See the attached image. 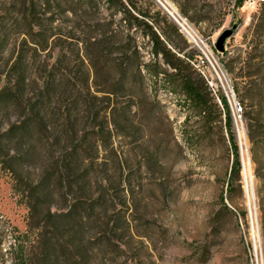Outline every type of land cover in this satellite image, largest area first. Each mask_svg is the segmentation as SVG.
<instances>
[{
  "label": "rangeland",
  "instance_id": "374dc122",
  "mask_svg": "<svg viewBox=\"0 0 264 264\" xmlns=\"http://www.w3.org/2000/svg\"><path fill=\"white\" fill-rule=\"evenodd\" d=\"M159 1L206 46L199 44L203 54L159 5L199 52L194 68L221 113L216 95L225 96L236 138L237 130L244 137L241 149L237 139L241 171L231 195L226 192L232 157L224 114L212 108L202 114L162 82L146 78L144 91L131 100V119L116 115L106 148L96 146L87 129L85 97L77 89L82 78L74 49L67 58L77 86L63 79L46 100L49 131L7 143L0 153V264H250L255 242L264 263V0ZM9 8L0 0L1 80L22 39L7 16ZM55 18L59 24L74 21L68 15ZM234 24L223 53L217 52L216 39ZM137 44L142 61L150 62L147 39L138 38ZM30 55L28 93L44 76L39 64L44 55L35 63ZM56 55L52 50L48 64ZM110 67L112 75L116 68ZM106 78L103 71L97 88ZM91 82L92 75L93 92ZM128 94L117 90L109 96L110 106L100 101L95 106L119 109ZM234 102L242 108L239 114ZM19 114L14 106L0 112V134ZM70 135L81 143L75 153L69 151ZM247 177L252 178L249 188ZM47 213L54 215L49 223Z\"/></svg>",
  "mask_w": 264,
  "mask_h": 264
},
{
  "label": "trees",
  "instance_id": "16d2710c",
  "mask_svg": "<svg viewBox=\"0 0 264 264\" xmlns=\"http://www.w3.org/2000/svg\"><path fill=\"white\" fill-rule=\"evenodd\" d=\"M145 1L7 0L10 5L7 16L16 25L17 34L22 39L3 80L0 78V112L14 106L20 113V119L0 134V153L6 152L7 143L18 139L15 142L19 144L22 138L32 135L34 131H49L46 100L52 99L54 89L60 86L63 79L77 86L74 67H70L71 61L67 58L76 49L77 67L81 70L82 78L77 89L80 86L85 97L90 122L87 129L94 136L96 146L98 144V147L106 148L105 144L111 139L109 126L115 127L116 115L125 121L131 119L133 98L139 97L144 91L146 78L156 83L162 82L169 93L183 97L185 102L202 114L209 115L207 111L210 108L219 116L224 114V127L232 157L226 192L231 195L234 184L240 180L241 162L226 98L222 93L216 95L222 107L221 113L217 110V104H214L207 83L193 66V61L200 56L199 52L190 48L180 29L154 0ZM181 13L185 15V12ZM57 15L72 17L73 24L56 23ZM138 38L147 39L150 44L152 60L148 63L142 61ZM52 50H56L57 55L54 62L48 64ZM28 51L34 63L44 55L42 63L39 61L43 66L42 83H35L30 93L25 88ZM110 64L116 68L112 75ZM89 71L92 72L91 84L96 87L93 92L89 86ZM103 71H107V78L97 88V79L102 77ZM57 76L61 77L60 80H57ZM113 89H127L129 101L123 107L112 108L109 112L97 109L96 101L110 106L109 96L117 91ZM155 105L160 107L157 102ZM73 137L70 135L68 139ZM248 137L254 141L250 131ZM71 142L74 140L71 139ZM80 144L74 142L69 151L77 152ZM1 157L0 165L3 166ZM221 203L227 209L223 198ZM53 218L54 215L47 213V221H44L49 223ZM20 264L30 263L23 260Z\"/></svg>",
  "mask_w": 264,
  "mask_h": 264
},
{
  "label": "built area",
  "instance_id": "2783aa9c",
  "mask_svg": "<svg viewBox=\"0 0 264 264\" xmlns=\"http://www.w3.org/2000/svg\"><path fill=\"white\" fill-rule=\"evenodd\" d=\"M181 20V23H178V26L183 30V32L192 40V42L198 47V49H200V51L203 53L202 48L199 46V44L202 45V47H204L206 49V46L202 43L201 40H199V44L197 43L196 39H194V37L187 31V29L184 27L185 21L182 20L181 18H179ZM204 54V53H203ZM231 92V91H230ZM237 103L234 102V107L236 109V113L239 114L240 113V108H237ZM250 264H264L263 263V259H262V255L261 252L255 248H253V254L250 258Z\"/></svg>",
  "mask_w": 264,
  "mask_h": 264
},
{
  "label": "water",
  "instance_id": "95a60500",
  "mask_svg": "<svg viewBox=\"0 0 264 264\" xmlns=\"http://www.w3.org/2000/svg\"><path fill=\"white\" fill-rule=\"evenodd\" d=\"M159 5L164 8V10L173 18V20L178 24V20L171 14V12H169V10L160 3L159 0H156ZM237 29V25L234 24L231 28L223 31L219 36L218 38L216 39V42H215V50L219 53H223L224 51V44L226 42L227 39H229L236 31ZM237 139H238V143H239V147L241 149V143H240V140H239V137H238V130H237Z\"/></svg>",
  "mask_w": 264,
  "mask_h": 264
},
{
  "label": "bare ground",
  "instance_id": "6f19581e",
  "mask_svg": "<svg viewBox=\"0 0 264 264\" xmlns=\"http://www.w3.org/2000/svg\"><path fill=\"white\" fill-rule=\"evenodd\" d=\"M238 137H239V140H240V142L242 143V140H243V135H242V133L241 132H238ZM246 167L247 166H245L244 167V169H245V171H244V174L247 176L248 174H247V169H246ZM251 182H252V178H251V180H249V178L247 177V188H249L250 186H251ZM248 190V189H247ZM250 192V191H249ZM248 193V192H247ZM251 193V192H250ZM250 209H251V206L253 207V204H255L254 202H253V197L250 195ZM255 207V206H254ZM250 213H252V212H250ZM253 226V225H252ZM257 239V238H256ZM255 248L257 249V247H258V243L257 242H255Z\"/></svg>",
  "mask_w": 264,
  "mask_h": 264
}]
</instances>
